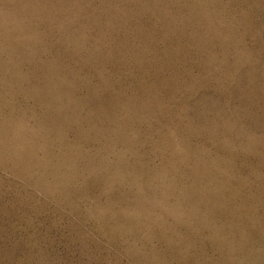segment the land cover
<instances>
[{"label": "rangeland", "instance_id": "obj_1", "mask_svg": "<svg viewBox=\"0 0 264 264\" xmlns=\"http://www.w3.org/2000/svg\"><path fill=\"white\" fill-rule=\"evenodd\" d=\"M0 264H264V0H0Z\"/></svg>", "mask_w": 264, "mask_h": 264}]
</instances>
